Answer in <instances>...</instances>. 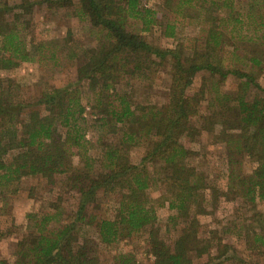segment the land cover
<instances>
[{"label": "trees", "instance_id": "1", "mask_svg": "<svg viewBox=\"0 0 264 264\" xmlns=\"http://www.w3.org/2000/svg\"><path fill=\"white\" fill-rule=\"evenodd\" d=\"M245 1L241 8L240 0H162L158 10L141 0H0V71L36 64L44 77L71 73L60 85L47 82L33 102L21 95L25 83L0 76V199L17 194L25 179L54 183L60 175L78 201L69 217L59 196L28 212L13 260L0 264H100L99 244L140 232L153 264H248L218 229L201 235L199 216L237 198L251 212L238 234L261 255L255 264H264V0ZM39 6L75 8L95 39L82 43L70 30L61 38L29 37ZM162 9L172 16L167 21ZM185 21L197 24L198 35H179ZM156 25L176 39L174 47L146 39ZM161 68L169 76L164 101L135 102L125 81L151 82ZM229 77L237 78L236 91L223 90ZM204 132L227 146L225 190L190 163L195 151L185 139ZM134 148L144 150L136 160ZM152 188L161 195L154 198ZM106 195L111 215L100 216L95 210ZM160 206L174 211L177 237L160 234Z\"/></svg>", "mask_w": 264, "mask_h": 264}, {"label": "rangeland", "instance_id": "2", "mask_svg": "<svg viewBox=\"0 0 264 264\" xmlns=\"http://www.w3.org/2000/svg\"><path fill=\"white\" fill-rule=\"evenodd\" d=\"M17 0H9L11 4ZM239 7L243 8L246 1L240 0ZM142 5L160 9L162 0H141ZM172 16L162 9L160 20L167 21ZM35 21L37 27L32 32H29V37L39 39H54L65 36L68 30L71 32V37L82 43H88L95 39L96 33L89 27L87 21L81 20V17L76 14L75 8L54 10L53 8H45L39 6L36 9ZM135 23V22H134ZM136 27H139L136 22ZM199 33L197 24H188L187 21L181 22L179 26L180 36H196ZM61 36V37H60ZM146 39L159 47H174L176 39L164 35V27L156 25L150 31L144 32ZM36 64H24L10 72L0 71V76L8 75L16 76L26 86L21 91L22 97L27 100L35 101L39 98L45 84L60 85L65 81L63 77L71 76L67 72L63 76L56 74L51 77H44ZM58 73V72H57ZM259 81L264 83V71L261 74ZM48 82V83H47ZM200 82V76L195 78L193 88L196 89ZM169 83L168 71L161 68L153 77L151 82L145 83L131 82L124 83V88L132 91L134 101L139 103H156L161 104L167 93ZM238 80L235 77H229L223 85V90L228 92L236 91ZM254 91L251 92L254 94ZM186 140V145L195 151V155L190 158V163L203 171L210 185L217 187L220 190H225L227 187V175L229 172L228 166V151L224 143L214 142L212 134L204 132L195 141ZM143 149L134 148L132 157L134 160L142 155ZM77 160V159H76ZM245 170L250 171L253 164L245 161ZM65 178L57 176L54 183H50L42 177H31L22 181L19 192L8 199H0V229L6 236L0 239V260L4 259L12 261L14 252L19 239L24 233V223L26 222V214L33 208L44 210L48 208V204L53 196H59L62 199V204L65 207L66 216H72V213L77 210L78 201L77 194L74 191H69L64 184ZM154 198L161 195L158 188H152L150 191ZM208 198L210 191H206ZM112 197L101 196L99 199V208L95 210L100 216H110V206ZM210 206V205H209ZM259 209L264 210V202H259ZM158 215V227L160 234L165 238L177 237L179 226L176 228L174 222L169 221V217L174 214L168 206H160L156 209ZM210 213L200 215L199 219L203 225L201 235L208 236L211 229H218L220 235L225 242L232 244L238 250V258L246 259L248 264H255L257 261H262L261 255L255 251L248 249L246 239L243 235L238 234L243 225H247L250 215L249 206L246 202L237 198L234 201L221 200L217 207H210ZM91 237H95L93 230L87 233ZM146 233L140 232L129 238L120 240L119 242L107 245H98V255L100 264H122L118 259L119 255H126L131 258L130 264H153L154 257L146 247ZM117 256V257H116ZM195 264H200L201 260L194 258ZM229 264H239L233 261Z\"/></svg>", "mask_w": 264, "mask_h": 264}]
</instances>
